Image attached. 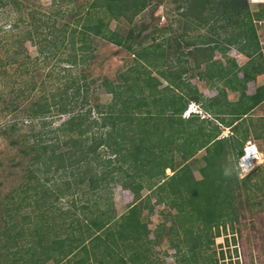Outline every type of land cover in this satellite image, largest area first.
Listing matches in <instances>:
<instances>
[{"label":"trees","instance_id":"trees-1","mask_svg":"<svg viewBox=\"0 0 264 264\" xmlns=\"http://www.w3.org/2000/svg\"><path fill=\"white\" fill-rule=\"evenodd\" d=\"M173 1L175 9L181 10L182 33L161 41L153 36L152 42L144 44L148 26L138 25L134 19L152 5V0H89L72 24L60 22L64 15L58 12L40 15L24 0H0V9L9 6L17 15L9 26L13 37L0 44L6 53L15 47L5 59L0 58V79L8 74L7 65L16 64V78L8 93L0 90V112H22L31 122L41 121L42 126L53 111L68 114L57 128L45 132L60 131L64 136L60 142H47L50 138L44 140L37 132L27 149L21 150L32 153L37 167L28 170V178L36 183L23 184L20 192L36 190L40 165L45 169L53 166L55 172L84 166L77 183L87 185L79 214L75 209L55 212L50 197L57 200L65 190H55L56 194L47 187L36 191L32 215L23 214L22 220L8 214V208L15 211L20 204L10 208L11 201L1 203L6 213L0 216L4 222L0 264H44L49 260L54 264H152L151 254L159 246L162 230L173 250L172 264H217L216 258L206 255L199 260V256L213 244L215 236H220V227L237 220L240 185L246 193L257 187L256 182H249L260 165L239 178L237 160L252 126L248 115L264 101V84L256 86L252 94L246 92L247 83L264 73L256 25L264 17V5L259 3L252 11L247 0ZM111 20L126 21L129 27L123 31L111 28ZM197 29L204 31L192 39L183 38ZM94 37L123 47L136 62L121 72L117 81L103 77L97 84L111 95L109 102L94 106L98 116L91 117L92 106L76 110L78 97L83 105L89 103L90 84L96 81L86 82L84 75L73 77L48 95L33 98V92L38 88L44 92L45 88L37 85L31 74L34 69L28 62L25 41L36 47L44 61L68 47L61 59L69 70L93 58ZM173 43L178 49L183 44L191 47L181 52L186 60L178 66L164 60ZM229 47L243 54L246 61L239 65L227 56ZM217 52L221 58L215 57ZM187 56L194 57V65L188 64ZM201 65L203 69L194 75L205 81L214 95H204L188 81L189 70ZM24 75L31 77L23 87L18 76ZM227 90L238 92L237 100H227ZM191 102L198 103L208 116L191 113L183 117ZM246 119L249 126L243 125ZM223 127L231 134L220 137ZM16 130L17 122H12L0 132ZM261 135L259 132L255 137ZM81 141L89 143L84 146ZM67 144L69 147L63 149ZM100 147L105 153L99 152ZM201 149L200 177L196 178L189 161ZM166 169L172 173L166 174ZM63 184L69 189L68 180ZM109 184H118L132 194V202L120 215H116L109 193L105 198L99 195ZM143 189L149 193L143 195ZM101 197L109 200L105 208L99 205ZM160 204L174 210L168 212L171 223L151 230L143 211L151 214ZM63 213L71 218L67 220Z\"/></svg>","mask_w":264,"mask_h":264},{"label":"rangeland","instance_id":"rangeland-1","mask_svg":"<svg viewBox=\"0 0 264 264\" xmlns=\"http://www.w3.org/2000/svg\"><path fill=\"white\" fill-rule=\"evenodd\" d=\"M247 1L249 3V8L252 11L259 8V5H257L259 3L264 5V0ZM88 2L89 0H24V3L35 8L40 15L58 12L59 15H64L59 21H67L69 24H72L74 20L81 15ZM176 4L177 3L173 0H152V5L135 17L134 20L138 25L147 24L148 26L144 31V44L152 42L153 36L156 37V40L161 41L165 37H172L173 35L182 33L181 21L183 18L179 16L181 10L175 9ZM22 16H25V13ZM16 18L17 15L12 12L9 6L0 9V44L13 37L9 32V26L16 20ZM19 25L22 29H25L22 23H19ZM256 25L264 61V17L261 21H258ZM110 27L123 31L129 27V24L123 20H111ZM203 31V29H197L194 31L190 30L186 33L187 35L183 36V38L192 39ZM183 38L181 39L183 40ZM91 46L93 47V58L88 59L85 65H79L70 68L69 70H65L66 68L64 67L68 65L65 62H62L61 58L67 54L68 47L65 48V50L61 49V52L58 51L55 56L44 61L43 56L37 51L36 47L30 42L25 41L24 47L27 49V53L30 56L28 62L32 63L31 69H34L31 71V74L37 82V85L45 88L44 92L39 88L33 92V98H37L41 94L48 95L49 92H54L57 87L60 88L65 84H69L73 77L84 75L86 82H90L92 79H95L96 81L95 83L90 84L89 103L83 105L80 101L81 97H78L76 110L79 109L83 111L92 106L91 117H97L98 115L94 106L96 104L107 103L111 98V95L106 93L104 87L100 85L98 86L97 84H99L103 77L117 81L118 75L121 72L129 70L136 64V62L133 55L123 47L111 44L98 37L93 38ZM14 48V46L10 47L11 50L7 53L5 52V49H0V58L5 59ZM189 48L191 47H185L183 44L179 50L173 43L172 47L168 49L164 60L177 66L178 64L181 65L183 63L182 61L184 59L186 60L184 54L181 52H186ZM227 56L233 58L239 65L246 61V57L239 53L234 47H229ZM215 57L221 58L218 52L215 53ZM34 58H37V60H34ZM187 60L188 64L194 65L193 56H187ZM15 66V63L7 65L6 71L8 74H6V76L3 75V78L0 79V90H3L2 93L4 95L8 93L9 87H11V82L16 78V74L14 73ZM203 67V65H201L199 69L192 67L187 73V76L188 81L196 86L200 92L206 95L211 88H209L205 81L194 75L198 71H201ZM152 74L157 75L156 72H153ZM190 74L193 75L190 76ZM30 77L31 76L29 75H24L22 77L18 76V80H23V83H20V85L23 87L26 86L27 79ZM165 84L166 83L163 81V85ZM261 84H264V73L259 75L255 81L248 82L246 91L253 92L255 87ZM218 85L220 86L221 84L219 83ZM227 97L235 101L238 98V92L227 90L226 98ZM199 108L201 109L200 105L198 106V109ZM250 114H252V117H250L252 120V126L250 125L248 138L250 141L257 144L262 155L260 169L252 176L249 182V184L256 182L257 187L251 190L250 193H246L244 187L240 185L241 204L237 203V220L233 221L231 224H227L225 228L220 227V236L214 237L213 244H211L206 251L201 253L199 260H202V257L209 255L212 258L217 259V264H264V101L256 106ZM204 115L208 116L205 113ZM67 117L68 114L60 115L53 111L52 116L45 118L47 124L42 126L40 123L41 121L34 120L31 122L22 112H0V129L12 122H17L16 131L9 132L8 134H2L0 132V216L6 213L1 203L9 201L12 202L9 204L10 208L20 204L15 211L13 208H8V214H15L14 218L16 220H22L23 214L32 215V210H34L32 199L35 197L34 195L36 191L42 189V187H47L49 190L52 189L55 193V190H57V193H59V189L65 190L57 200L54 199V195L50 197V201L53 202V207L56 208H54L55 212L58 213L66 210L72 212L75 209L78 214L81 213L82 209H79V207L85 203L86 194L84 195L83 192L87 189V185L86 183H77V177L79 176L78 173L85 169L84 166H68L65 170L55 172L53 166L49 169H45V167L40 165L38 166L40 169L36 171L39 180L36 190L27 191L26 193L20 192L21 188H23V184L29 183L31 185L36 183L34 179L28 178V170L37 167V163L31 158L32 153H23L21 150L24 148L27 149V145L32 142V134L37 132H40L43 135L42 138L45 137L44 140L50 138L46 140L47 142H60V140L64 138L60 131H51L48 135H45V132L57 128V126ZM200 117L202 118L201 115ZM243 125L248 126V123L245 122ZM259 132H262V135L259 138H256L255 134ZM230 134V129L223 127L220 137ZM12 139H16L17 141L12 143ZM23 140L26 141L24 142ZM81 142L84 146L89 143L86 141ZM67 147H69L68 144L62 148L67 149ZM99 152L105 153V148L100 147ZM203 153V149L199 150L189 161L196 178L200 177L198 168L202 164L201 156ZM165 173L171 174L172 172L169 169H166ZM244 176L239 175V178H243ZM64 180L70 182L69 189H66V185L63 184ZM148 193L149 191L147 189L142 190L143 195ZM26 194L27 197L23 199ZM107 194L111 196L109 197L113 203L116 215L123 213L126 210L127 205L133 200L132 194L118 184H109L108 188L100 190L99 192V195L104 196V198ZM29 196L31 197L29 198ZM101 198H98L100 199L99 205L101 208H105L106 202L109 200L106 201V199ZM152 201L154 202V199H152ZM169 210L174 212V210L169 209L167 205H156L151 214H147L144 210L142 217L148 223L149 228L155 230L160 224L168 226L171 223L168 216ZM66 213L63 214L65 215V218L69 220L71 214L66 215ZM2 223L4 222L0 218V230L2 228ZM167 239L165 230H162L159 246L155 247L154 253L151 254L152 264L173 263V250L168 247ZM44 264H54V262L49 260Z\"/></svg>","mask_w":264,"mask_h":264},{"label":"built area","instance_id":"built-area-1","mask_svg":"<svg viewBox=\"0 0 264 264\" xmlns=\"http://www.w3.org/2000/svg\"><path fill=\"white\" fill-rule=\"evenodd\" d=\"M256 1V0H251ZM198 104L191 103L187 106L183 112V116H189L191 113H198L202 117H205L203 111L199 108ZM262 163V155L255 142L246 141L243 145L241 155L237 160V166L239 169V175H247L254 171Z\"/></svg>","mask_w":264,"mask_h":264},{"label":"crops","instance_id":"crops-1","mask_svg":"<svg viewBox=\"0 0 264 264\" xmlns=\"http://www.w3.org/2000/svg\"><path fill=\"white\" fill-rule=\"evenodd\" d=\"M259 76V75H258ZM257 76V77H258ZM212 92V93H211ZM247 92V91H246ZM253 92H247V94H252ZM215 93H214V90L213 89H211V90H209L207 93H206V96H210V95H214ZM227 100H229V101H234V100H232V99H229L228 97H227ZM191 103H194V102H191ZM191 103H189V104H191ZM188 104V105H189ZM195 104H197V103H195ZM258 106V105H257ZM246 116V115H245ZM244 116V117H245ZM249 117H252V114H249L248 115ZM183 117H186V116H183ZM246 118V117H245ZM252 121V120H251ZM249 122V119H246V123H248ZM249 124V123H248ZM249 126V125H248ZM225 128H227V129H229L228 127H225ZM249 129H250V126H249ZM247 141H250L249 140V138H248V140Z\"/></svg>","mask_w":264,"mask_h":264}]
</instances>
